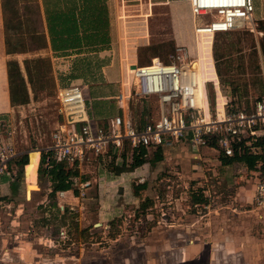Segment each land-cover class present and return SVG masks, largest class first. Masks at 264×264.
<instances>
[{
	"label": "rangeland",
	"instance_id": "obj_1",
	"mask_svg": "<svg viewBox=\"0 0 264 264\" xmlns=\"http://www.w3.org/2000/svg\"><path fill=\"white\" fill-rule=\"evenodd\" d=\"M188 1L120 0L121 8L113 19L122 26L125 52L148 42L154 48L142 49L139 57L144 63L134 65L150 64L152 58L171 63L178 61L177 49L184 47L187 56L183 61L198 64L194 71L213 112L227 99L249 109L264 94V19H258V15L264 18V0L253 15V31L243 26L214 34L196 32L199 24L210 23L214 17L189 11ZM182 33L184 40L179 42ZM113 52L111 59L116 54L119 61L130 58L118 49ZM22 68L27 81L25 65ZM133 68L128 65L129 74ZM47 75L49 80H42L45 84L35 77L36 89L27 82L30 101L15 106L11 116L2 117L0 141L12 142L18 151L41 153L52 145L63 120L56 77L53 72ZM99 81L98 75L95 84H81L88 109L97 115L105 106L103 110L118 113L121 84L106 91L107 85H97ZM129 82L133 86L131 75ZM143 108L157 109V100L131 99L129 111L134 119L140 118ZM187 152L146 149L145 162L131 171H126L133 163L128 146L117 152V158L115 152L106 157L90 154L77 169L78 175L71 177L74 194L70 198L52 193L48 165L39 164L38 175L19 165L15 174L20 188L0 200V264H208L203 258L185 260L186 246L208 238L215 241L224 222L234 236L235 221L240 218L225 209L223 194H233L235 187L248 180L256 183L257 178L245 165L212 164L207 155L193 161ZM119 169H123L120 174L116 173ZM133 171L136 173H129ZM0 180L13 187L7 173ZM214 252L224 254L221 247ZM236 259L215 264H239ZM258 264H264L263 257Z\"/></svg>",
	"mask_w": 264,
	"mask_h": 264
},
{
	"label": "built area",
	"instance_id": "obj_2",
	"mask_svg": "<svg viewBox=\"0 0 264 264\" xmlns=\"http://www.w3.org/2000/svg\"><path fill=\"white\" fill-rule=\"evenodd\" d=\"M189 1L193 13H209L214 17L210 23L199 24L196 31L216 33L243 26L256 28L254 0ZM176 55V62L152 59L147 65H132L130 98L158 101V116L147 117L144 124L116 116L109 124L100 126L89 115L81 85L58 88L63 120L53 134L51 149L55 157L78 169L90 154L106 157L111 152L124 151L126 146L131 151L165 148L187 139L197 147H212L227 157L256 155L260 157L256 163L259 172L251 205L253 210H264V96L249 109L239 108L227 99L222 110L218 103L213 112L205 93L201 99L198 83L183 66L187 50L178 48ZM3 123L4 120L0 121ZM17 154L12 142L0 141V175L8 171L9 162Z\"/></svg>",
	"mask_w": 264,
	"mask_h": 264
},
{
	"label": "crops",
	"instance_id": "obj_3",
	"mask_svg": "<svg viewBox=\"0 0 264 264\" xmlns=\"http://www.w3.org/2000/svg\"><path fill=\"white\" fill-rule=\"evenodd\" d=\"M261 2L262 0L255 4L254 15ZM189 5L190 1H188ZM124 6H122L123 10H125ZM88 7H98L103 21H107L108 44L100 49L88 46H77L67 49L54 47L53 40L59 36H66L72 29L73 31L77 30L76 34L79 36L82 35L81 30L83 27L80 23L83 22V19H87L86 12ZM118 8H121L120 0H0V121L5 120L2 117L11 116V113L15 110V106H17H13L11 102L8 62L11 60L17 61L22 70L25 60L37 58H46L51 61L57 88L72 84L81 85L82 82L95 84L94 81L98 75L101 81L97 85H107L106 91L109 90L107 87L110 88V86L121 84V89L119 90L121 102H118V113H110L109 108L103 110L106 108L105 106L100 108V113L97 115L93 109H89L91 119L100 126L109 124L116 116H123L126 119L131 118L140 124H144L146 118L149 116H158V101L157 109L155 110L148 111V108H143L138 120L134 119L129 111L130 95L132 93V84L129 82V77L132 74H129L127 67L129 64L134 65L139 62V47L150 46V44L143 42L141 45L137 44L131 47L129 53L127 50L125 52L126 41H124L125 35L122 31V26L119 25L118 19H113V13H117ZM125 16L124 14L122 19H125ZM258 19L263 20L264 18L258 15ZM193 33L194 29L192 26L191 35ZM178 39L179 42L180 40L183 41L184 34H180ZM185 45L187 44L185 43ZM117 49L121 55H124V53L130 54V58L127 57L125 60L121 59L119 61L116 54L111 59L112 51L114 50L116 53ZM130 60L131 62H129ZM96 67L99 69L97 70ZM96 71L99 72L97 75L95 74ZM262 96L264 94L258 98ZM97 98L103 99L105 96H98ZM154 99L157 100L156 98ZM127 108L128 111H126ZM47 148L51 149V145ZM159 149L173 151L180 155L186 149L188 151L187 154L192 155L193 161L203 159L202 155H207L209 156L208 160L211 161L209 163L212 164L218 161L225 165L231 163L242 164L243 166L245 165L251 175H256L258 179L259 169L256 166L258 156L256 155L244 154L227 157L212 147H197L188 139L181 140L170 147ZM31 150H27L26 153L28 154V162ZM22 154H25V151H18L17 156L8 164L9 168L6 173L10 181H13V187H11L12 185L9 181L4 183L0 180V200L2 196L11 194L13 189L18 190L20 188L19 177L16 176L15 172L19 167L17 157ZM216 156H219V158H216ZM245 157L252 158L253 164L251 165L249 161L244 159ZM23 168H26L25 165ZM135 171L129 173H134ZM6 173L0 175V177ZM196 173L198 174L199 170ZM10 174L11 176H9ZM240 178L244 179V176L241 174ZM111 182L115 183V181ZM50 183L52 184L51 181ZM255 187L256 183L248 180L247 183L235 187L232 192L233 194H223V197H225L224 203L226 204L225 209L228 210L229 214L232 210L233 216L240 218V221H235L238 225L235 235L233 236L226 229L224 222L220 228L223 231H219V237L215 241L208 238L205 241L198 243L193 241L192 244L187 245L185 248V260L193 261L203 258L204 262L215 264L216 261L232 263L237 258L236 260L239 264H258L259 257L264 258V254H262L264 252V210H253L251 205L255 194ZM70 193L74 194V191L72 189L65 191V194L69 195L67 196L69 198L71 197ZM228 197L230 199H227ZM235 201L236 207H234ZM216 247H221L224 254L217 256V253L214 252Z\"/></svg>",
	"mask_w": 264,
	"mask_h": 264
},
{
	"label": "trees",
	"instance_id": "obj_4",
	"mask_svg": "<svg viewBox=\"0 0 264 264\" xmlns=\"http://www.w3.org/2000/svg\"><path fill=\"white\" fill-rule=\"evenodd\" d=\"M86 14L87 19H83V22L80 23V25L83 27L81 30V36L76 34L77 30L73 31L72 29L66 36H59L57 39L53 40V46L58 47L59 49H67L77 46H88L95 49L104 48L109 42L107 21H103V18L100 14V9L98 7H88ZM148 48L152 49L154 46L150 45L139 47V52L142 49ZM143 61L144 60L139 57V63H144ZM24 65L28 78L27 81L25 80L26 76L23 74L20 64L13 60L8 62L9 87L13 106L26 104L30 101L27 82L30 84V86L32 85V87L36 89L38 87L37 79L40 83L45 84L44 81L49 80V75L47 74L51 75L53 72L51 61L46 58H37L34 60L27 59L25 60ZM35 77H37V79H35ZM42 80L44 81L42 82ZM132 153L133 163L126 171H131L145 162L143 157L146 154V148L136 149L132 151ZM114 155L117 158V152H115ZM244 159L249 161L251 165L253 164L252 158L245 157ZM39 163L41 167L44 164L48 165L47 173L49 175L50 181L52 182V193L66 191L73 188V181L71 180V177L74 175L77 176L78 170L74 167H69L65 160H56L54 150L48 148L41 149V158L39 150H31L29 153V162L28 154L26 153L17 157L18 165L23 167L25 165L28 170L33 171L36 175H38V172H41V168L40 171H38ZM121 172H123V169L117 170L116 173L120 174Z\"/></svg>",
	"mask_w": 264,
	"mask_h": 264
},
{
	"label": "bare ground",
	"instance_id": "obj_5",
	"mask_svg": "<svg viewBox=\"0 0 264 264\" xmlns=\"http://www.w3.org/2000/svg\"><path fill=\"white\" fill-rule=\"evenodd\" d=\"M218 1H219V0H218ZM221 1L224 2V0H221ZM196 32H197V33H211V32H205L204 30H197ZM155 62H158V61H155ZM197 65H198V64L195 63L194 60H192V61H190V62H185V63H183V66L189 70L191 78H192L194 81H196V82L198 83V88H199L200 97H201V99H203V90H202V86H201V83H200V81L198 80V78H197V76H196V74H195V71H194V70L196 69ZM220 110H222V108H220ZM35 151H37V150H35ZM61 195L64 196L65 194H61Z\"/></svg>",
	"mask_w": 264,
	"mask_h": 264
}]
</instances>
